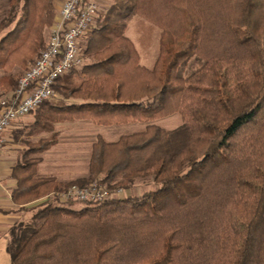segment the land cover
<instances>
[{
    "label": "trees",
    "instance_id": "trees-1",
    "mask_svg": "<svg viewBox=\"0 0 264 264\" xmlns=\"http://www.w3.org/2000/svg\"><path fill=\"white\" fill-rule=\"evenodd\" d=\"M57 0H7L0 19V84L46 47ZM160 29L152 68L140 63L129 22ZM90 62L60 78L55 91L79 103L47 101L32 112L23 161L13 170V202L31 221L10 232L13 264H264V0H111L83 39ZM9 85V86H7ZM179 114L166 130L155 122ZM103 127L143 123L117 141L98 136L89 175L39 177L41 155L58 144L55 124ZM139 196L77 204L47 197L94 182Z\"/></svg>",
    "mask_w": 264,
    "mask_h": 264
},
{
    "label": "built area",
    "instance_id": "built-area-1",
    "mask_svg": "<svg viewBox=\"0 0 264 264\" xmlns=\"http://www.w3.org/2000/svg\"><path fill=\"white\" fill-rule=\"evenodd\" d=\"M100 11L96 0H63L59 19L52 27L46 47L19 78L13 96L0 101V152L6 142L5 131L43 103L51 101L58 80L83 65V39L95 26ZM113 194L103 184L94 182L85 187L72 186L52 195L60 200L88 203L105 201L113 198Z\"/></svg>",
    "mask_w": 264,
    "mask_h": 264
},
{
    "label": "crops",
    "instance_id": "crops-1",
    "mask_svg": "<svg viewBox=\"0 0 264 264\" xmlns=\"http://www.w3.org/2000/svg\"><path fill=\"white\" fill-rule=\"evenodd\" d=\"M127 32V31H126ZM137 48V47H136ZM138 53L139 50L137 49ZM140 55V53H139ZM85 62H90V60ZM156 61V60H155ZM154 60H151L150 64L142 63V58L140 55V63L141 65L152 68ZM5 77V72L0 69V79ZM9 86V85H7ZM14 94V89H5L2 84H0V101L10 99ZM52 103L58 106H63L68 103H79V100L74 98L65 99L60 96V94L56 93L52 98ZM34 120L33 116L27 115L18 121H16L9 129H7L4 133L5 136V145L0 152V264H13L10 258V255L7 251V246L10 240V232L11 229L19 224V223H29L31 221L32 212L29 210L32 207H35L43 202V198L37 201H34L30 204L25 205L24 207L18 206L13 202L12 199V191L16 188L17 182L13 178V170L18 163L23 161L24 152L27 150L26 141L28 140L25 135L26 127ZM143 123H131L127 125L121 126H112V127H103L96 126L92 121H74V122H66V123H57L55 124L56 131L59 133L58 144L54 146L50 151H47L38 157L41 158V162L38 166V175L39 177H55L59 182L65 183L71 180L85 178L89 175V162L91 156V150L93 144L97 141L98 136H102L106 141L114 142L117 141L121 136L137 133L143 131ZM140 126V128L138 127ZM142 126V127H141ZM146 126V125H145ZM129 127L130 132L127 134H118L114 130H118L119 128ZM133 127L138 129H132ZM145 128V127H144ZM70 129L69 133L76 134L81 132L82 138L78 145H75L74 148H60L61 146V135L64 131ZM86 129V130H85ZM113 130L116 135L112 140H108L107 137L103 134L105 130ZM91 131V133L89 132ZM91 134V136L89 135ZM72 140V139H71ZM81 140H86L87 144H83ZM89 142V143H88ZM81 143V144H80ZM83 144V145H82ZM89 144V146H88ZM84 147V148H83ZM26 149V150H25ZM70 156V160L64 159V157ZM84 161L85 169L88 166V175L87 176H79L73 179L62 180L60 177L59 170L62 162L70 163L69 165L79 164V161ZM72 163V164H71ZM47 165V166H46ZM68 166V165H67ZM69 167V166H68ZM77 167V166H75ZM56 169V172L55 170ZM78 169V168H77ZM79 170V169H78ZM56 173V174H52Z\"/></svg>",
    "mask_w": 264,
    "mask_h": 264
},
{
    "label": "rangeland",
    "instance_id": "rangeland-1",
    "mask_svg": "<svg viewBox=\"0 0 264 264\" xmlns=\"http://www.w3.org/2000/svg\"><path fill=\"white\" fill-rule=\"evenodd\" d=\"M96 1L99 3V5L101 7V11H100L99 15L101 13L105 12V10H107L111 4V0H96ZM62 3H63V0H57L56 1L55 7H56V11H57V16H56L54 24L59 19V10L61 8ZM6 8H7V0H0V19L4 16V12H5ZM54 24L45 33L47 42L50 38V35L52 32V27L54 26ZM160 34H161V31L159 28H157L156 26L148 23L147 21H145L139 17H134L129 22V26H128L126 35H127V37H129L133 41V43L135 44V46L139 50V53H140L141 58H142V63L150 64L151 60L155 61L157 59V57L159 55ZM83 43H84V41H83ZM83 43H82V50H83V46H84ZM37 56H36V58H37ZM86 61H88V60H86ZM29 67H27L22 72H20L18 69H15L14 72L19 73L20 77H21L22 74ZM60 96L63 97L61 94H60ZM31 115L33 116V114H31ZM63 123H66V122H63ZM155 123L158 124L159 126H161L162 128L166 129V130H172V129H175L181 125L182 119H181V116L179 114H174V115L168 116L166 118L160 119V120L156 121ZM95 125L99 126L97 124H95ZM142 126H143L142 129L144 130L145 124H143ZM138 127L140 128V126H138ZM132 129H138V128L133 127ZM69 131H70V129H67L66 131H64L62 133V135H61L62 142H61L60 148H66V149L67 148H69V149L74 148L75 145H78L80 138H82L81 132L76 133V134H71V133H69ZM114 131H118L116 133H118L120 135V134H127V132H130V129H129V127L128 128L123 127V128H119L118 130H114ZM89 132L91 133V131H89ZM55 133H57L59 135V133L56 131V128H55ZM90 133H89V135L91 136ZM103 134L107 137L108 140H112V137L116 136L114 134L113 130H109V129L105 130L103 132ZM49 136H50V134H42V135H38V136H34V137H27V139H28L27 142L28 143L30 142L33 144V143L37 142L39 139L47 138ZM58 138H59V136H58ZM81 142L84 144L86 142V140H81ZM85 144H87V142ZM26 146H27V144H26ZM88 146H89V144H88ZM38 156L39 155H34L32 157H38ZM64 159L70 160L71 157L65 156ZM84 161H87V160H81V161H79V164L77 163L74 166L69 165L70 163H65V161L62 162V164H65V166L64 167H63V165L60 166L61 169L59 170V172H60V174H62L60 178L62 180H66V179L77 178L79 176H81V177L87 176L88 175V166L85 169ZM75 166H77V167H75ZM54 170L56 172V169H54ZM52 174H56V173H52ZM154 189H156V184L152 181V179L147 178V179L138 180V182L129 189L119 188V189L113 190V192H114L113 197L121 198V197H126L128 195L139 196V195L143 194L144 192H147L149 190H154ZM119 190H122V191L116 192ZM50 197L52 198L53 195L50 194L47 197V199L48 198L50 199ZM43 199L46 200L45 197ZM75 203L82 204L79 202H75Z\"/></svg>",
    "mask_w": 264,
    "mask_h": 264
}]
</instances>
